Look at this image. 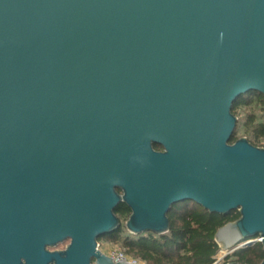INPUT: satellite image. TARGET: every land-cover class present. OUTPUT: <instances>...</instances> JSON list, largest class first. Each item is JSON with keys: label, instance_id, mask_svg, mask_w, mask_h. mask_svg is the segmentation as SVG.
Here are the masks:
<instances>
[{"label": "water", "instance_id": "obj_1", "mask_svg": "<svg viewBox=\"0 0 264 264\" xmlns=\"http://www.w3.org/2000/svg\"><path fill=\"white\" fill-rule=\"evenodd\" d=\"M249 93L264 0H0V264H138L99 249L120 203L132 235L238 211L220 250L264 252V147L231 142Z\"/></svg>", "mask_w": 264, "mask_h": 264}, {"label": "trees", "instance_id": "obj_2", "mask_svg": "<svg viewBox=\"0 0 264 264\" xmlns=\"http://www.w3.org/2000/svg\"><path fill=\"white\" fill-rule=\"evenodd\" d=\"M237 117L231 142L246 137L254 146L264 139V97L258 93H249L236 100L232 107ZM259 113V114H258ZM240 115V117H239ZM242 115V116H241ZM155 149H161L155 145ZM121 213L125 211L122 207ZM238 211L228 215L210 213L202 207L186 202L174 205L168 213L170 228L164 235L142 233L122 236L124 225L99 238V241L118 242L127 258L145 264H211L220 248L215 242V233L228 222L239 218ZM264 259L262 244L258 241L248 246L234 249L227 254L220 264L237 262L241 264H259Z\"/></svg>", "mask_w": 264, "mask_h": 264}, {"label": "rangeland", "instance_id": "obj_3", "mask_svg": "<svg viewBox=\"0 0 264 264\" xmlns=\"http://www.w3.org/2000/svg\"><path fill=\"white\" fill-rule=\"evenodd\" d=\"M259 114V113H258ZM242 116V115H241ZM240 117V115H239ZM241 136V131H239V133L237 134V137L240 138ZM258 145H262V147H264V139L263 140H260L258 142ZM125 224V220H122V224L121 225H124ZM122 236H125L126 234H128V232L126 230H124L122 233ZM259 238H255L254 240H258ZM69 241L66 240L60 244H58L55 248L53 249H64L67 245H68ZM99 249L106 253V254H110L112 253L113 251H119V252H124V249L121 247L120 245V241L118 240V242H106V241H99ZM243 245V244H242ZM242 245H240L242 247ZM222 251L220 250L217 254V257L219 256H222ZM138 264H145V263H142L140 261H137ZM94 264V263H93Z\"/></svg>", "mask_w": 264, "mask_h": 264}, {"label": "built area", "instance_id": "obj_4", "mask_svg": "<svg viewBox=\"0 0 264 264\" xmlns=\"http://www.w3.org/2000/svg\"><path fill=\"white\" fill-rule=\"evenodd\" d=\"M238 247H241V246L238 245L234 249H236ZM234 249L229 250V251H225V252L222 251V253H223L222 256L216 257L215 260L211 264H220L222 259L227 254H229L231 251H233ZM109 256H111L114 260H124V261H127V262L137 263L136 260H132V259L127 258L122 252H119V251H113L112 253L109 254Z\"/></svg>", "mask_w": 264, "mask_h": 264}, {"label": "flooded vegetation", "instance_id": "obj_5", "mask_svg": "<svg viewBox=\"0 0 264 264\" xmlns=\"http://www.w3.org/2000/svg\"><path fill=\"white\" fill-rule=\"evenodd\" d=\"M157 150H162V149H157ZM122 207L125 209V211L123 213H121V211H120V209ZM114 213L117 216V218L119 219L120 223L122 224V220L126 221L128 219V217H129L131 211L125 204L120 203L115 208Z\"/></svg>", "mask_w": 264, "mask_h": 264}]
</instances>
